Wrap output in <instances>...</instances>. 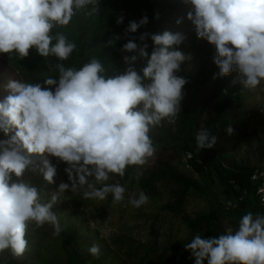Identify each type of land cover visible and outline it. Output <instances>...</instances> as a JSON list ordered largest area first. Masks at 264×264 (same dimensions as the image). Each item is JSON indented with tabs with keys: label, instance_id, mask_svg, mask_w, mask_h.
<instances>
[{
	"label": "clouds",
	"instance_id": "obj_1",
	"mask_svg": "<svg viewBox=\"0 0 264 264\" xmlns=\"http://www.w3.org/2000/svg\"><path fill=\"white\" fill-rule=\"evenodd\" d=\"M187 2L194 8L187 19L197 37L215 46L213 60L219 72L213 78L236 72L233 84L259 86L264 81V0ZM88 5L89 14L98 13L99 0H0V54L16 53L23 59L35 49L41 57L68 60L76 43L52 29L68 25ZM123 20L120 16L116 23ZM147 23V16L129 22L126 34ZM149 35L154 45L150 56L148 45L138 46L135 37L122 45L121 52L138 53L123 56L122 72L108 75L100 60L92 58L79 69L57 63L58 76H48L43 83L9 79L3 85L7 95L0 99V131L9 138L0 140V252L23 256L30 223L51 224L59 234L62 228L52 209L60 194L86 186L85 199L104 200L111 194L113 203H121L126 188L106 183L111 175L124 177L129 166L137 167V180L143 175L142 167L157 151L151 129L164 120L174 123L181 112L188 81L177 73L191 59L174 47L185 40L183 34L145 32L139 40ZM119 39L115 36L107 44ZM138 58H147L142 75L134 67ZM226 131L234 130L229 126ZM216 141L207 129L196 135L199 149H210ZM49 157L67 164L69 182H61L50 200L42 202L36 187L22 179L13 181V176L39 171L47 183H55L57 167ZM148 199L141 191L138 197L130 195L128 203L139 208ZM184 248L194 264H264V214L248 212L237 230L229 227L218 238L196 234ZM89 253L98 257L99 245L93 244Z\"/></svg>",
	"mask_w": 264,
	"mask_h": 264
},
{
	"label": "rangeland",
	"instance_id": "obj_2",
	"mask_svg": "<svg viewBox=\"0 0 264 264\" xmlns=\"http://www.w3.org/2000/svg\"><path fill=\"white\" fill-rule=\"evenodd\" d=\"M189 11L194 12L190 3L180 12L172 13L164 25L165 30L185 36L181 45L174 46L191 57L181 64V70L177 73L188 81L184 88L199 77L206 55L205 40L197 37L194 25L187 19ZM89 13L91 17L87 30L94 31L99 22L102 39H111V25L118 13L113 1L99 0L98 13ZM178 20L180 23H177ZM212 47L215 56L216 49L214 45ZM218 72L219 68L215 65L214 74ZM213 77L194 100L193 107L200 114L191 137L196 141L201 129H207L217 137L212 148H204L210 150L215 162L206 166L203 161L197 160V165L203 170L193 172L187 164L195 160L194 147L180 141L161 147L141 171L149 173L162 170V165H167L176 169V178L167 175L157 184L154 194L147 195L148 203L139 208L128 203L130 195L138 197L142 191L139 184L132 180L122 184L126 192L125 200L121 203H113L111 194L104 200L85 199L83 192L87 190L86 186L76 192L66 191L60 194L52 209L62 231L55 234L51 224L36 227L30 223L26 236L27 251L23 256L15 257L10 250H4L0 252V264H66L63 248L69 232L77 233L80 264H194V258L185 250L184 244L196 234L205 236L207 217L213 213L218 215L214 221L218 235L224 234L229 227L237 230L243 210L227 192L226 185L221 183L217 169L224 173L236 169L264 170V81L255 89H247L239 82L233 84V80L238 79L236 72L225 77ZM0 79L4 81L0 85V99L7 95L3 85L9 79L21 80L18 73L1 58ZM231 101L235 102L226 110L225 118L214 127L217 113L226 102ZM178 116L174 123H168L177 127ZM229 126L234 130L232 134L226 131ZM4 135L0 132V140L9 138ZM49 159L57 167L53 184L47 183L39 171H26L21 178L13 176V181L22 179L36 187L42 202L50 200L61 182H69L65 172L67 164L55 157ZM36 163H40L38 158ZM179 178L196 181L200 189L190 188L185 192ZM118 179L119 175L113 174L106 183H117ZM232 183L230 180L229 184ZM246 195L244 192L242 197ZM169 206H173V209ZM93 244L100 247L98 257L89 253Z\"/></svg>",
	"mask_w": 264,
	"mask_h": 264
},
{
	"label": "trees",
	"instance_id": "obj_3",
	"mask_svg": "<svg viewBox=\"0 0 264 264\" xmlns=\"http://www.w3.org/2000/svg\"><path fill=\"white\" fill-rule=\"evenodd\" d=\"M118 8V13L114 23L111 25V39L115 36H119L118 41H113V46L110 47L107 41L101 37L102 30L99 27V22L95 26L94 31L87 30V22L91 16L88 15L91 5L86 6L75 13L71 21L66 26H57L52 29V33H63L69 41L76 43L77 49L71 54L68 60L59 61L54 56L47 58L41 57L37 54L35 49H31L29 55L23 59H20L16 53L11 54H0V58L4 60L21 78V81L28 83H43V79L52 76L57 77L58 72L55 70L57 63H63L65 67H75L79 69L83 64L89 62L92 58L99 59L105 67L106 73L112 75L115 72H122L126 65L123 61L125 55H138V53H126L121 52L122 45L135 37V42L138 46H142L143 43L148 45L146 51L149 56L153 50V41L148 38L141 42L139 37L142 33L149 34H160L165 31V23L168 17L172 13L180 12L188 4L184 0H112ZM123 16L124 20L122 24H117V18ZM147 16L148 23L140 27L135 33L126 34V29L129 22H139L141 18ZM103 34V33H102ZM55 43V41H53ZM205 62L202 66L199 77L187 87L183 89L184 98L181 104V112L179 113L178 126L175 127L170 125L167 120L161 122L159 126L153 127L149 133L153 140L154 145L158 149L163 148L166 145L176 143L178 141L194 147L195 160L191 161L189 165L193 172H201L203 168L197 165V160H201L204 164L209 166L211 162H215L213 156H211L210 150L199 149L196 141L192 140V130L195 125L196 119L200 114V111L194 109V100L198 95V92L202 90L204 86L210 83L215 71L214 63V50L212 44L205 40ZM147 65V58H138L134 64L137 72L142 75V69ZM210 70V72H208ZM5 80V79H4ZM3 79H0V85L3 83ZM7 81L5 80V83ZM2 94H0V97ZM235 101L226 102L222 109L217 113L214 120V127L219 124V121L225 118L226 110H228ZM2 132V131H0ZM5 136V135H4ZM7 136H5L6 138ZM162 170H154L149 173L143 172V175L137 180L136 179V166H129L125 171L124 177L118 179L119 184H124L128 180L137 182L142 191L150 196L155 192L157 184L162 180H165L167 175L176 178V169L162 165ZM219 168V167H216ZM160 171V172H159ZM256 171L264 170H247V169H236L230 173H224L222 170L218 172L220 181L226 185L227 192L231 194L234 199L239 202V208L243 210V215L248 212L253 214H264V208L261 206L257 196L256 187L251 182V177ZM181 183L185 187V192L190 188L200 189L199 184L194 181L179 178ZM233 181L229 184V181ZM238 187V189H236ZM244 192L246 196L242 197ZM183 198V197H182ZM243 198V199H242ZM173 209V206H169ZM218 215L213 213L206 218L207 227L205 238L216 237L218 238V232L214 225V221ZM66 256V264H80L79 255L77 251V233L69 232L66 235V240L63 248Z\"/></svg>",
	"mask_w": 264,
	"mask_h": 264
},
{
	"label": "built area",
	"instance_id": "obj_4",
	"mask_svg": "<svg viewBox=\"0 0 264 264\" xmlns=\"http://www.w3.org/2000/svg\"><path fill=\"white\" fill-rule=\"evenodd\" d=\"M252 184L256 187V196L264 208V171H256L251 177Z\"/></svg>",
	"mask_w": 264,
	"mask_h": 264
}]
</instances>
